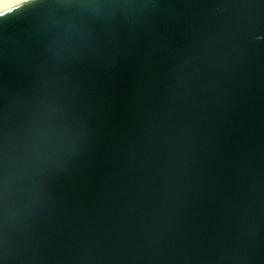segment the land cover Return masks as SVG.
Returning a JSON list of instances; mask_svg holds the SVG:
<instances>
[{
	"label": "water",
	"instance_id": "95a60500",
	"mask_svg": "<svg viewBox=\"0 0 264 264\" xmlns=\"http://www.w3.org/2000/svg\"><path fill=\"white\" fill-rule=\"evenodd\" d=\"M0 261L264 264V3L1 15Z\"/></svg>",
	"mask_w": 264,
	"mask_h": 264
},
{
	"label": "bare ground",
	"instance_id": "6f19581e",
	"mask_svg": "<svg viewBox=\"0 0 264 264\" xmlns=\"http://www.w3.org/2000/svg\"><path fill=\"white\" fill-rule=\"evenodd\" d=\"M24 3V0H16V2H14L11 7H5V8H0V15L6 13L7 11L17 7L18 5H21ZM7 10V11H6Z\"/></svg>",
	"mask_w": 264,
	"mask_h": 264
},
{
	"label": "clouds",
	"instance_id": "9594fccd",
	"mask_svg": "<svg viewBox=\"0 0 264 264\" xmlns=\"http://www.w3.org/2000/svg\"><path fill=\"white\" fill-rule=\"evenodd\" d=\"M16 2V0H0V8L11 7V5ZM2 264V261H0Z\"/></svg>",
	"mask_w": 264,
	"mask_h": 264
},
{
	"label": "snow or ice",
	"instance_id": "6c2138e0",
	"mask_svg": "<svg viewBox=\"0 0 264 264\" xmlns=\"http://www.w3.org/2000/svg\"><path fill=\"white\" fill-rule=\"evenodd\" d=\"M28 2H29V0H24V3H28ZM261 2L264 3V0H261ZM19 6H22V5H18L17 7H19Z\"/></svg>",
	"mask_w": 264,
	"mask_h": 264
},
{
	"label": "rangeland",
	"instance_id": "374dc122",
	"mask_svg": "<svg viewBox=\"0 0 264 264\" xmlns=\"http://www.w3.org/2000/svg\"><path fill=\"white\" fill-rule=\"evenodd\" d=\"M29 1H31V0H29ZM23 4H25V3H23ZM23 4H21V5H23ZM15 8H16V7H15ZM13 9H14V8H13ZM11 10H12V9H11ZM9 11H10V10H9ZM7 12H8V11H7ZM7 12H6V13H7ZM4 14H5V13H4ZM2 15H3V14H2ZM0 16H1V15H0Z\"/></svg>",
	"mask_w": 264,
	"mask_h": 264
}]
</instances>
